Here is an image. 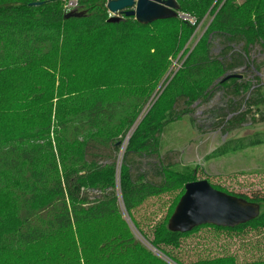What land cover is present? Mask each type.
Listing matches in <instances>:
<instances>
[{
	"label": "trees",
	"instance_id": "1",
	"mask_svg": "<svg viewBox=\"0 0 264 264\" xmlns=\"http://www.w3.org/2000/svg\"><path fill=\"white\" fill-rule=\"evenodd\" d=\"M78 2L75 12L82 16L66 18L63 0H0V197L9 203L0 208V264H43L37 249L49 241L62 245L58 256L50 251L54 264H166L134 239L122 214L136 226L132 213L147 198L196 179L164 165L162 181H144L132 174L128 156H158L167 114L186 115L206 103L227 70L242 64L213 55V41L227 40L244 55L264 47V0H177L180 15L197 24L213 20L141 119L150 94L140 90L139 80L163 75L195 26L180 17L150 25L134 18L110 23L106 0ZM161 102L169 109L162 116ZM130 134L118 177V154ZM242 199L263 213L219 229L264 227V194ZM201 227L182 234L165 223L151 246L178 248ZM97 229L101 235L88 251L87 239ZM72 237L65 251L64 239ZM196 264L236 263L221 258Z\"/></svg>",
	"mask_w": 264,
	"mask_h": 264
},
{
	"label": "rangeland",
	"instance_id": "2",
	"mask_svg": "<svg viewBox=\"0 0 264 264\" xmlns=\"http://www.w3.org/2000/svg\"><path fill=\"white\" fill-rule=\"evenodd\" d=\"M180 18L195 26V30L183 51L170 58V65L163 75L152 74L155 79L139 80L140 90L150 94L139 119L160 99L213 20V17H205L197 24L188 14H181ZM210 49L222 61L229 60L230 63L237 60L242 63L227 70L225 79L235 77L220 84L208 96L207 102L195 106L192 112L186 115L177 111L167 114L168 123L160 139L158 156L131 154L127 161L132 174L142 177L144 181H162L164 165H171L179 172L192 173L195 181H208L214 189L228 195L251 198L253 194H264V47L257 46L244 55L245 50L240 46L228 43L227 40H215ZM231 55L235 57L234 60H231ZM165 106L167 105L161 102L160 116L169 110ZM128 141L126 138L120 149L121 155L118 154V177ZM182 190L166 191L147 198L132 213L137 227L126 211L122 214L130 233L142 247L166 264L176 263L165 256L163 251L180 264L212 262L221 258L233 260L236 264H264V227H246L236 231L203 226L182 238L178 248L162 245L163 251L154 249L150 241L155 239L159 227L168 224ZM8 204L2 194L0 208H7ZM262 213L263 209L260 207V214ZM99 235V229L89 235L87 243L91 245L88 251L96 244ZM77 238L79 239V235ZM68 239H64L65 251L69 242L72 243L76 238ZM37 250L41 251L40 257H45L43 264H51L50 251L53 252V257L58 256L62 245L57 241H49L42 249L38 247Z\"/></svg>",
	"mask_w": 264,
	"mask_h": 264
},
{
	"label": "water",
	"instance_id": "3",
	"mask_svg": "<svg viewBox=\"0 0 264 264\" xmlns=\"http://www.w3.org/2000/svg\"><path fill=\"white\" fill-rule=\"evenodd\" d=\"M106 9L112 14L108 19L110 23L134 18L141 25H150L181 17L177 0H106ZM81 16L82 13L73 11L65 17ZM234 77H228L225 81ZM184 190L168 222L171 232L184 234L207 225L236 228L260 215V205L218 191L206 180L188 183Z\"/></svg>",
	"mask_w": 264,
	"mask_h": 264
},
{
	"label": "built area",
	"instance_id": "4",
	"mask_svg": "<svg viewBox=\"0 0 264 264\" xmlns=\"http://www.w3.org/2000/svg\"><path fill=\"white\" fill-rule=\"evenodd\" d=\"M63 1H64V9L66 14L75 11L79 7L78 0H63ZM109 17H112L111 13H109Z\"/></svg>",
	"mask_w": 264,
	"mask_h": 264
}]
</instances>
